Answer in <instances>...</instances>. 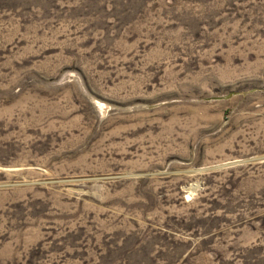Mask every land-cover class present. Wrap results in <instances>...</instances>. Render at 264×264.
Instances as JSON below:
<instances>
[{
	"label": "rangeland",
	"instance_id": "rangeland-1",
	"mask_svg": "<svg viewBox=\"0 0 264 264\" xmlns=\"http://www.w3.org/2000/svg\"><path fill=\"white\" fill-rule=\"evenodd\" d=\"M0 264H264V0H0Z\"/></svg>",
	"mask_w": 264,
	"mask_h": 264
}]
</instances>
